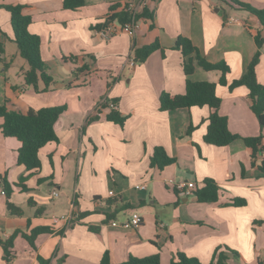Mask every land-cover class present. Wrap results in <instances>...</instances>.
<instances>
[{"label":"crops","instance_id":"0c3cea01","mask_svg":"<svg viewBox=\"0 0 264 264\" xmlns=\"http://www.w3.org/2000/svg\"><path fill=\"white\" fill-rule=\"evenodd\" d=\"M240 1L264 7V0ZM115 2L153 9V26L141 18L133 36L118 32L103 38L95 25ZM4 4L28 6L23 10L32 18L28 29L40 36L52 81L43 89L40 80L38 91L25 84L29 66L12 41L9 13L0 8V104L16 110L65 105V110L54 124L58 141L39 150L37 172L17 163L20 142L0 132V176L10 184L6 189L0 184V236L52 228L36 237L35 247L17 233L9 262L0 245V264H41L38 258L44 264H100L105 251L112 263L158 254L161 264H169L177 252L207 263L217 250L228 254L224 264H264V172L259 167L264 166V126L251 110L248 89L228 87L256 50L254 34L264 35L258 19L226 0H85L74 11L63 9L62 0H0ZM177 37L188 38L208 62L228 66L227 84H217L215 92L219 113L239 137L225 146L203 140L207 106L159 108L160 94L184 93L186 79L218 83L221 76L199 66L194 53V69L186 75L182 53L173 48ZM155 40L163 51L131 65L133 49ZM256 77L264 84V42ZM107 101L126 116L123 125L106 119ZM189 123L194 129L188 135ZM259 134L252 158L242 138ZM155 146L164 147L175 162L151 167ZM204 178L219 186L217 201L181 196L168 184L191 180L201 187ZM140 183L146 187L135 188ZM238 197L244 205H232ZM8 201L22 209L20 216L8 213ZM133 211L142 216L140 225L122 227ZM62 215L74 217L69 224L53 222Z\"/></svg>","mask_w":264,"mask_h":264},{"label":"trees","instance_id":"16d2710c","mask_svg":"<svg viewBox=\"0 0 264 264\" xmlns=\"http://www.w3.org/2000/svg\"><path fill=\"white\" fill-rule=\"evenodd\" d=\"M227 3L238 9L244 10L255 16L264 27V7L255 8L252 5L240 0H226ZM85 4V0H62V7L65 10H77ZM28 7L22 4H4L0 8H4L10 17V24L13 31V42L15 43L19 54L27 61L29 68L24 73L25 84L32 86L38 91V82L41 80L46 89L52 81V76L48 72V66L43 61L40 54V36L31 33L28 26L32 22V18L28 14H24L23 10ZM121 7L120 9H117ZM144 18L150 21L153 26L154 10L144 5L140 10L133 13L127 8V4L113 3L109 6V12L105 16L104 21L95 25L99 30L104 29L110 23H116L120 26L125 24H136V22ZM256 50L246 66V69L239 79L233 80L229 85V89L243 85L248 89L251 99V110L256 116L260 127L264 126V84L258 82L256 77V65L260 59V49L264 42V35L257 32L254 34ZM174 49L181 51L183 56V71L186 75L192 73L194 65L192 53L195 54L196 62L205 70H219L221 76L218 83L212 81H191L186 79L185 91L181 94H169L162 92L159 96L160 110H174L178 108H190L192 106H207L209 115L205 119L207 121L206 131L203 140L206 143L215 146H225L237 139L239 136L230 131L228 128L227 118L218 111L221 99L216 95L215 88L217 84L226 85V72L228 66L224 62L211 63L205 60L198 52L197 48L186 37H177L173 45ZM163 51L158 40L151 43L137 46L132 51V59L134 63L144 62L148 56L155 50ZM3 53V46L0 44V56ZM1 60V57H0ZM105 106L104 103H101ZM65 110V105L43 106L38 109L28 108L26 110H16L0 104V132L3 136L14 137L20 142L17 152V163L31 172H37L41 167L39 158V150L46 143L58 141L54 124L59 115ZM96 115L91 116L87 122L95 120ZM108 121H112L119 125H123L126 119L125 115L120 114L115 108L110 109L106 115ZM194 126L189 123L186 134H190ZM261 134L251 137H243V141L250 149V155L254 158L258 152V146L261 142ZM175 162V158L169 156L164 147L155 146L150 156V166L162 169L166 165ZM264 172V166L259 165ZM0 184L4 188H9L10 184L5 178L0 176ZM194 194L199 202H214L219 197V186L211 178H204L203 185L196 187ZM243 198H234L232 205H244ZM8 213L20 216L22 209L11 202H7ZM77 218V216L75 217ZM73 220V219H72ZM71 220V221H72ZM52 228L49 226H37L31 228L28 232L15 231L7 238L0 236V245L3 248V258L10 261L13 253L14 238L17 233H21L22 237L31 247H35L34 241L41 233H50ZM228 258L225 250H217L214 252L210 262L203 263L196 257L186 256L182 252H177L169 264H224ZM41 264L44 262L38 258ZM100 264H161L158 254H152L144 257L129 256L125 261L112 263L108 251H105L101 257Z\"/></svg>","mask_w":264,"mask_h":264},{"label":"built area","instance_id":"2783aa9c","mask_svg":"<svg viewBox=\"0 0 264 264\" xmlns=\"http://www.w3.org/2000/svg\"><path fill=\"white\" fill-rule=\"evenodd\" d=\"M126 4H127V8L131 10L133 13L137 12L140 8V3L127 2ZM134 28H135V24H125L124 26H120L116 23H110L104 29L99 30V34L105 39H109L112 35L118 32H126L133 36ZM130 64L131 65L135 64L132 58L130 59ZM105 101L106 100L104 99L102 102H105ZM106 103L110 109L116 108V104L114 102L107 101ZM168 184L171 185L179 195L185 196V197L196 198L194 194V191L196 189V184L194 181L180 180V181L172 182L171 180H169ZM145 187L146 185L143 183L135 185V188L137 189H144ZM2 193H4V191H2ZM51 194L53 197H57L59 195V192L57 190H53ZM109 194H112V191H109ZM73 217H74L73 215H62L60 217H57V216L53 217L52 220L54 223L58 221H63L69 224L71 220L73 219ZM141 222H142V216L138 212L133 211L130 214L129 218L122 221L120 225L124 228H135L138 225H140ZM111 224L117 225V222L113 221Z\"/></svg>","mask_w":264,"mask_h":264}]
</instances>
